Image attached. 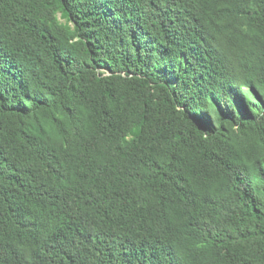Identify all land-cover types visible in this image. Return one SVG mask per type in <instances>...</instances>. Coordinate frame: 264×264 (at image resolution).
<instances>
[{"label": "trees", "instance_id": "16d2710c", "mask_svg": "<svg viewBox=\"0 0 264 264\" xmlns=\"http://www.w3.org/2000/svg\"><path fill=\"white\" fill-rule=\"evenodd\" d=\"M0 264H264V0H0Z\"/></svg>", "mask_w": 264, "mask_h": 264}]
</instances>
